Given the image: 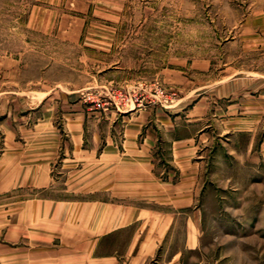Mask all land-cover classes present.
Returning a JSON list of instances; mask_svg holds the SVG:
<instances>
[{"label":"rangeland","instance_id":"obj_1","mask_svg":"<svg viewBox=\"0 0 264 264\" xmlns=\"http://www.w3.org/2000/svg\"><path fill=\"white\" fill-rule=\"evenodd\" d=\"M150 106L165 162L167 138H197L189 261L264 264V0H0V149L54 128L60 160Z\"/></svg>","mask_w":264,"mask_h":264},{"label":"crops","instance_id":"obj_2","mask_svg":"<svg viewBox=\"0 0 264 264\" xmlns=\"http://www.w3.org/2000/svg\"><path fill=\"white\" fill-rule=\"evenodd\" d=\"M120 114L123 138L92 130L60 160L54 128L27 131L24 144L4 138L0 264H204L189 261L201 244L188 228L201 218L204 186L196 135L167 138L165 162L157 108Z\"/></svg>","mask_w":264,"mask_h":264}]
</instances>
